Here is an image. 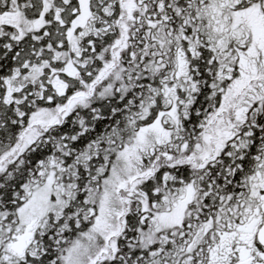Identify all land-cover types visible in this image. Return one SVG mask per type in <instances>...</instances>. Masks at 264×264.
Segmentation results:
<instances>
[{
  "label": "snow or ice",
  "instance_id": "obj_1",
  "mask_svg": "<svg viewBox=\"0 0 264 264\" xmlns=\"http://www.w3.org/2000/svg\"><path fill=\"white\" fill-rule=\"evenodd\" d=\"M0 264H264V0H0Z\"/></svg>",
  "mask_w": 264,
  "mask_h": 264
}]
</instances>
